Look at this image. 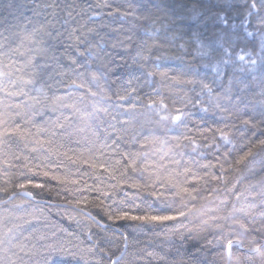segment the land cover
<instances>
[{
  "label": "trees",
  "instance_id": "obj_1",
  "mask_svg": "<svg viewBox=\"0 0 264 264\" xmlns=\"http://www.w3.org/2000/svg\"><path fill=\"white\" fill-rule=\"evenodd\" d=\"M7 3L8 0H2ZM17 4L23 5L13 15H9L7 10L0 8V32H3L10 25H20V27H12L11 32L14 35L10 36L9 41L4 42L0 38V42L5 44L0 52H7L8 47L16 48L21 45L19 52L8 53L0 56L3 61L0 64V71L11 72V77L5 76L0 78L4 85L12 91L23 87L24 92L29 96H38L33 85H23L19 81V77L24 79L29 78L31 69L17 72L16 68H21L29 53L25 50L35 47V44L27 39H24L27 32L33 28L38 29L36 40L44 39L48 43H56L59 52L67 53L61 58V63L67 67L70 64L69 57L75 58L78 63H84L89 60L86 50L93 46V51H98L94 46L99 43L103 47L101 59L92 58L93 70L101 65L108 63L109 67L113 68V72L108 73L107 80H101V87L114 93L118 90L129 89L130 95L127 100L119 101L125 108L135 103L136 108L131 112H123V110L115 111L109 108V114L99 113L93 119H85L83 121L74 118L70 124H66L64 129H55L56 135L51 137V144H44L42 147L34 145L29 138V141L18 140L13 138L7 143L0 145V153H8V158L11 159L12 153H17L29 158L32 165H40L44 168L45 164L52 166V171L56 175L67 176L69 179H80V188H85V181L93 190L76 192L67 191V188L75 186L69 184L67 186L60 185L57 181L44 177L42 174H37L34 177L35 183H45L47 186L43 189L29 187L27 191L32 192V197L26 196L22 190L9 187L8 193H0V264H43V255H46L47 245H63L64 248L76 254L75 258H59L61 264H108L113 258L121 256L115 264H204L206 255L213 250L209 241H214L216 234L215 221L211 217L225 216L232 210V205L237 208L249 205V200L254 194L259 195L264 201V191L261 194L254 190V185L261 184L264 190V166L258 170L252 171L251 164L255 158L264 155V149L257 144L258 139H264L260 135V130L249 128L240 136L238 130L243 129V125L239 120L222 121L219 119V114L213 115L212 112L205 113L201 111V107H207L205 96H197L201 91L199 81L213 84V87L219 83H226L229 78L242 81L239 87L247 84L245 89L246 103L248 108H242L241 118L251 117L255 113H259L262 108L258 101L261 99L259 95L261 91L260 79L264 76V62L261 61V36L264 35V24L260 23L264 19V8L259 7L260 0H256L257 9H251V15H248L249 5L251 0H228L232 4V8L227 11L228 25L225 31L235 33V47L232 49L231 63L225 65L217 63L221 60L223 53L214 54L210 60L206 56L200 55L202 49L198 48L196 38L192 37L191 32L184 35L183 40H178L172 43L168 40L169 32L165 26L170 23L168 17L164 13H156L153 11L151 15H147L143 10L136 8L134 0H15ZM217 0H206V3L212 7V11H216ZM168 6V13L173 18L181 15H186L184 9L190 6V0H165ZM223 3V0H220ZM119 9V11H116ZM135 9V16H124L122 13ZM71 12V16L68 14ZM111 13V15L109 14ZM110 17L114 18L111 21ZM26 18L32 22L27 24V29H23L26 23ZM213 22L216 28H224L221 21L213 17L209 20L207 28L211 29ZM233 25L235 28H233ZM193 29H197V25H192ZM73 29L76 31L73 33ZM91 29L92 31H88ZM205 36L210 35L206 31L204 25L198 29ZM45 32H52L53 36L57 33L60 35L55 41L50 40L45 36ZM252 35L248 36L247 33ZM9 35L8 32H4ZM74 36H80L81 41H75ZM128 37L132 39L129 40ZM207 43V41H204ZM180 43H184L185 47L181 49ZM144 44L149 51H145L144 55L150 54V59L140 63L145 65L147 70H157L158 73L166 72L167 76L162 77L159 74L148 79L146 78L145 69H141L139 65L132 64V57L137 51V46ZM243 49L245 61L236 59L237 53ZM79 52H85V56H79ZM24 52L25 55H20ZM251 53V55H248ZM106 54V55H105ZM257 60L255 72H249L251 66L250 61ZM15 60L17 63L13 67H9L11 62ZM243 68V71L240 69ZM257 77L256 81L252 80V76ZM170 77H179L181 81L193 80L196 83H178ZM138 78V79H137ZM17 80V84L13 86L9 80ZM60 79V77H56ZM93 90H96L95 85L91 84L90 78H87ZM132 79V84L129 86L127 81ZM113 81H115L113 83ZM53 81H49L52 83ZM39 82L35 87H39ZM131 88H135V92H131ZM65 89H61L64 91ZM156 90H158L159 95ZM49 96L52 91L47 90ZM163 96L165 103L172 107V101L177 100V107L181 106L179 101L181 97L205 100L203 105L196 107L188 106L186 111H189L191 119L187 121V128H176L168 132L167 135L159 130L153 123L158 117L150 111L146 106L151 100H159ZM4 97V93L0 92V98ZM42 99V97H41ZM99 102V106H107L109 103L115 105L118 103L113 97L111 102L100 100L99 97L88 98ZM32 104L33 101L28 99V96L20 95L13 96L6 100L9 104ZM35 107L38 109L39 104ZM91 111V105L86 109ZM0 111H3L0 108ZM9 112L17 111L25 112L28 109L22 107L20 109L10 108ZM123 113V114H120ZM117 120L131 119L137 130L140 132V139L144 135L155 134L162 140H167L166 144L157 142L148 144L141 149L139 144H128L127 148L131 151H140L146 155L141 156L140 163L146 166L148 171L143 174L129 173L133 179L143 182H151L155 179L157 165L161 163L160 157L168 153L172 155L169 146L174 143L171 137L187 134L192 136L198 143H204L198 132V128L213 126L223 127L227 123L236 124V128L231 130V138L235 145L233 158L243 155L249 149L252 150L254 157H249L240 165L236 166V170L229 175V186L236 183V188L233 192L223 193L218 191L209 195L212 188H222L223 185L210 177H205L199 182L201 191L196 201L189 203L188 207L191 211L187 217H181L174 221L153 222L142 224L136 221H109L104 211L105 206L116 208L118 205L113 201H120L125 198L127 192L129 196L136 194L135 189L121 186L112 188L115 180H109L107 174L98 173L95 175L80 176V173L91 170L87 166L74 165L66 160L62 153L67 152L69 156H83L88 158L94 156L97 159L104 160L110 156V150L101 149L100 145L105 143L103 129L108 123H115L112 117ZM54 119V117H52ZM257 118H259L257 116ZM16 122L22 123L21 117H15ZM12 121L10 120L9 123ZM37 124L43 123V118L37 116L35 118ZM3 125H0L2 128ZM117 127H120L117 124ZM83 129V130H81ZM32 131H35L33 128ZM132 129H129L131 133ZM228 131V129H225ZM256 132V135H253ZM205 135H211L206 133ZM46 136H41L40 139H46ZM218 142L219 134L217 133ZM7 139V138H4ZM130 139V137H126ZM110 143V141H107ZM184 143H187L185 141ZM33 147L37 150L32 151ZM225 147H231L226 145ZM99 149V151H98ZM203 158L197 156L196 152L192 151L191 146L185 149V161H193L199 159L201 163L212 159L210 155ZM104 152L105 155H101ZM118 156H112L109 159L110 164H114ZM0 159L3 156L0 155ZM58 161H63L64 167L55 168ZM14 163H23L24 161H13ZM166 162V160L164 161ZM183 163V161H182ZM174 167L169 165V168ZM193 171L198 172L201 176L204 175V169L197 168L195 164L191 165ZM44 170H47L44 168ZM16 169H11L15 173ZM40 173V169H36ZM163 171V170H160ZM218 172V169L214 170ZM8 179L0 175V187H5L4 181ZM183 179L182 177L180 178ZM18 182V178L13 175L11 183L14 185ZM194 186V182L188 185ZM95 189H100L96 191ZM15 192L16 195L9 200L8 197ZM256 192V193H255ZM102 193H107L105 196ZM225 195L228 198L227 207L220 206V199ZM239 197V200L236 197ZM87 197V201L81 203L79 208H75L68 204L69 200H83ZM258 197V198H259ZM99 198V199H97ZM151 202L152 198H148ZM255 199V198H252ZM257 199V197H256ZM185 201L188 197L184 198ZM103 201V205L100 202ZM131 203V201H128ZM139 203V201H137ZM181 204L177 200L171 207H178ZM195 207H192V205ZM164 206L156 201L152 204L151 211L154 214H168L161 209ZM259 207L247 209L253 215L258 216ZM257 211V212H256ZM91 214L97 220L107 227L104 229L98 228L93 224V221L87 214ZM136 214H143V209L136 210ZM238 216H243L244 213H236ZM74 217V218H73ZM206 221V224L202 222ZM222 222V221H221ZM181 223L186 225V228L180 227ZM12 229V232L8 230ZM191 230V231H189ZM250 237L244 238L245 244H249ZM254 245L249 244V247ZM23 249V250H22ZM123 251V252H122ZM233 257L230 264H249L245 260V250H237L234 246ZM254 264H261V258L256 253H251ZM160 257H164L163 260ZM219 264H229L225 256H218Z\"/></svg>",
  "mask_w": 264,
  "mask_h": 264
},
{
  "label": "snow or ice",
  "instance_id": "obj_2",
  "mask_svg": "<svg viewBox=\"0 0 264 264\" xmlns=\"http://www.w3.org/2000/svg\"><path fill=\"white\" fill-rule=\"evenodd\" d=\"M136 8L143 10L147 15H151L153 11L156 13H164L168 17L170 23L165 26L166 30L169 32L168 40L172 43H175L178 40H183L184 35L187 32H191L192 37L196 38L197 45L200 51V55L208 57L210 60L213 58L214 54L223 53L221 60L217 63L219 64H229L231 63L232 49L235 47V33L225 31L228 25V20L226 18L227 11L233 6L228 0H223V3H220V0H217L215 7L216 11H212L206 0H190V6H186L184 11L186 15H181L177 18H173L168 13V6L165 3V0H134ZM23 5L17 4L15 0H8L7 3H3L0 0V8L7 10L9 15H13L15 19L19 17L15 16V13ZM259 7L264 8V0H260ZM258 5L256 0H251L249 5L248 15H251V9H257ZM116 11H119L117 9ZM71 16V12L68 13ZM111 15V13H109ZM135 9L125 11L122 13L124 16H135ZM215 17V19L222 22L224 28L218 29L213 22L212 28L208 29L207 24L210 19ZM32 21L26 18V23L23 25V29H27V24H30ZM264 24V19L260 21ZM196 24L197 29H193L192 25ZM204 25L206 31L210 32V35L205 36L203 32H200L199 26ZM12 27H20V25H10L6 27L3 32H0V38L4 42L9 41L10 36L14 35L11 32ZM233 28L235 26L233 25ZM76 30L73 29V33ZM88 31H92L88 29ZM4 32H8L9 35H5ZM38 29L33 28L30 32H27L24 39L30 40L35 44V47L26 49L25 51L29 53L27 59L23 63L21 68H16L15 71L20 72L25 69H31L29 73V78L24 79L19 77V81L23 85H33L34 90L39 94L38 96H29L28 93L24 92L23 87L12 91L9 90L5 85L2 79H0V92L4 93V97L0 98V108L3 111H0V125H3L0 128V145L7 143L8 140L17 138L18 140L29 141V138H33L31 142L34 145L43 146L44 144H51V137L56 135L55 129H64L66 124H70L74 118H77L81 121L85 119H93L101 112L109 114V108H113L115 111L123 110V112H131L135 110L136 104L133 103L129 107L125 108L122 103L119 101L127 100L130 95L129 89L125 88L118 90L114 93H110L105 88L101 87L100 81L108 79V73L113 72L114 69L109 67L111 61L108 63H101L99 67L93 70L92 58L101 59V53L103 52V47L97 43L94 47L98 51H93V46H90L86 52L89 60L84 63H78L75 58L69 57L70 64L65 67L61 63V58L64 57L67 53V49L64 52H59L56 43H48L44 39L36 40ZM60 34L57 33L56 36H53L52 32H45V36L50 38V40L55 41ZM248 36H251L252 33H247ZM74 38L77 42H83L80 39V36L70 37ZM131 40V37H128ZM207 41L205 43L204 41ZM21 45H17L16 48L8 47L7 52H0V56L7 55L8 53L19 52ZM5 44L0 42V49H3ZM179 47L183 49L185 47L184 43H180ZM149 51L144 44L137 46V51L132 57V64L139 65L141 69H145V65L140 63L141 60L147 62L150 59L149 55H144L145 51ZM261 53H264V35L261 36ZM20 55H25L24 52H20ZM79 56H85V52H79ZM106 55V54H105ZM251 55V53H248ZM236 59L239 61H245V55L243 54V49L240 53H237ZM261 61L264 62V56H261ZM3 61L0 60V64ZM17 61L13 60L9 67H13ZM252 67L248 69L249 72H255V65L257 64L256 59L250 61ZM243 71V68L240 69ZM146 78L150 79L157 74L162 77H166V72L158 73L157 70H147L145 69ZM11 72L0 71V78L5 76L11 77ZM60 77V79H56ZM90 78L91 84L95 85L96 90L90 86L88 79ZM138 79V78H137ZM170 79L178 83H196L193 80L181 81L179 77H170ZM252 80L256 81L257 77L252 76ZM49 81H53L49 83ZM9 82L15 86L17 80L10 79ZM39 82V87L35 85ZM115 81H113L114 83ZM261 82V91L259 95L261 99L258 103L261 105L262 110L259 113H255L249 117L242 119V108H248L249 105L246 103L247 97L244 92L247 89L248 85L243 84V87L238 85L242 81L237 80L234 84V80L229 78L226 83H219L213 87V84L204 82L203 80L199 81L201 85V91L197 93V96H205L207 107H201V111L208 113L212 112L213 115L219 114V119L222 121L228 120H239L240 124L243 125L242 130H238L240 136H244V133L251 129L260 130V135L264 136V76L260 79ZM127 84L131 86L132 79L127 81ZM51 90L52 94L49 96L48 91ZM61 89H65L61 91ZM135 88H131V92H135ZM159 95L158 90H156ZM28 96V99L33 101L32 104H25L21 102L20 104H9L6 103V100L13 96ZM42 97V99H41ZM99 97L100 100L111 102L113 97L118 102L115 105L109 103L107 106H99V102L93 99L88 98ZM180 105L177 107V100L172 101V107L170 108L163 96H160L159 100H151L147 104V108L152 111L158 119H155L153 123L156 127L163 131L165 135L168 132L176 128H187V121L191 119V113L186 111L189 105L196 107L197 105H203L205 100L196 99L193 101L191 98L181 97L179 101ZM36 104H39L40 107L37 109ZM91 105V111H87L88 106ZM26 108L29 111L20 112L17 111L14 114L9 112L8 109L15 108ZM123 114V113H120ZM40 116L43 118V123L37 124L35 118ZM257 116L259 118H257ZM15 117H21L22 123L16 122ZM54 117V119L52 118ZM12 121L9 123V121ZM115 123H108L107 127L103 129L105 143L100 145L101 149L110 150L111 155L106 157L104 160L95 158L94 156H89L84 158L81 156H69L67 152L62 153L63 157L68 160L71 164L87 166L91 170V173L84 172L80 173V176L85 175H95L100 172L107 174L109 180H115L116 183L111 185L112 188H118L121 186H126L131 189H135L136 194L129 196L128 193H125V198L120 201H113L118 206L116 208H111V206H105L104 211L107 215L109 221H136L141 222L142 224H149L153 222H162V221H174L181 217H187L188 213L191 211V208L188 207L189 203L196 201L199 197L201 188L199 182L204 180L205 177H210L212 180L217 181L219 184L223 185L222 188H212L209 192V195L222 191L227 194L233 192L236 188V184L239 183L237 179L236 183H232L229 186V175L236 170V166L240 165L244 161L248 160L249 157H254V154L251 149L244 152L243 155H239L236 158H233V152L235 150L234 142L231 138V130L236 128V124L232 123L231 125L225 123L223 127H213L207 126L198 128L201 139L204 143H198L192 136L182 134L180 136L171 137L174 141L173 144L169 146V152L172 153L171 156L168 153H165L164 156L160 157L161 163L157 165V172L155 173V179L149 182L141 183L137 179L129 174L139 172L143 174L148 171L146 166H142L140 163V158L145 153L140 151H131L127 148L128 144H139L140 148H145L148 144H155L160 142L166 144L167 140H162L159 136L155 134L144 135L140 139V132L137 130L135 124L131 119L126 120H117L115 116L112 117ZM117 124L120 127H117ZM35 131H32V129ZM132 129L129 133V129ZM228 129V131H225ZM83 130V129H81ZM210 133L211 135H205ZM217 133L219 134V141H223V144L218 142ZM253 135H256V132H253ZM41 136H46V139H40ZM130 137V139H126ZM7 138V139H4ZM107 141H110L108 143ZM187 141V143H184ZM257 144L264 149V139H258ZM226 145H231V147H225ZM191 146L192 151L197 153V156L200 158L205 157L207 150V155H210L212 159L207 160L206 162L201 163L199 159L193 161H185V149ZM37 149L33 147L32 151ZM99 151V149H98ZM3 156V159H0V175L8 178L5 179V187H0V193H8L9 187H15L23 191L26 196L32 197V192L27 191L29 187L31 188H40L43 189L47 185L45 183H35L34 177L37 174H42L46 178L57 181L58 184L67 186L69 184L75 186L74 188H67V191H76L82 192L85 190H93L91 186H88L85 183V188H80L79 184L81 183L80 179H69L67 176L56 175L52 171V166L45 164L44 168H41L40 165H32L29 161V158L22 156L17 153L11 154V159L8 158V153H0ZM101 155H105L104 152H101ZM112 156H118L119 158L115 160L114 164L109 163V159ZM23 163H14L13 161H21ZM166 160V162H164ZM183 161V163H182ZM255 163V160H253ZM261 165L264 166V160H262ZM195 164L197 168L204 169V175L201 176L198 172L193 171L191 165ZM169 165L174 167L169 168ZM64 167L63 161H58L55 164V168L59 169ZM40 169V173H37L36 169ZM11 169H16L15 173L11 172ZM218 169L217 171H214ZM163 170V171H160ZM15 175L18 178V182L12 185L11 177ZM183 178L182 180L180 178ZM194 182V186L189 187L190 183ZM100 191V189H95ZM107 196V193H102ZM16 195L13 192L8 199L11 200ZM188 197V200L185 201L184 198ZM148 198H152L151 202ZM99 199V198H97ZM239 200V197H236ZM177 200L181 201V204L178 207H171L172 204H175ZM87 201V197H84L83 200L77 199L75 201L69 200L68 204L72 205L75 208H79L82 202ZM128 201H131L129 203ZM139 201V203H137ZM156 201H159L164 207L161 211H164L168 214H154L152 209V204ZM0 203H6L5 201H0ZM229 201L227 195L220 199V206L227 207ZM103 205V201L100 202ZM264 204V201H262ZM192 207H195L193 204ZM255 205H246L240 208H237L235 204L232 205V210L225 216H213L211 219L215 221L216 234L214 236V241H209V244L212 245V251L209 253V256L206 255L204 258V264H219L217 260L218 256H225L229 261V264L233 257V248L239 250H245V260L249 264H254L251 253H256L261 258V264H264V211L259 212L257 218L256 215H253L247 209H251ZM143 209V214H136V210ZM244 213L243 216H238L236 213ZM88 217L93 221V224L101 229L106 228L107 226L102 224L91 214H87ZM74 218V217H73ZM222 221V222H221ZM204 221L202 224H206ZM180 227L186 228L187 226L181 223ZM12 232V229L8 230ZM191 231V230H189ZM249 239V244L254 245L249 247V244H245L244 238ZM23 250V249H22ZM46 255H43V264H61L59 258H75L76 254L70 252L63 245H47L46 246ZM161 260L164 257H160ZM115 264V262H114Z\"/></svg>",
  "mask_w": 264,
  "mask_h": 264
},
{
  "label": "rangeland",
  "instance_id": "obj_3",
  "mask_svg": "<svg viewBox=\"0 0 264 264\" xmlns=\"http://www.w3.org/2000/svg\"><path fill=\"white\" fill-rule=\"evenodd\" d=\"M255 160V163L254 162H252V164H251V167H252V171H256V170H258L262 165H261V161L262 160H264V155H262L261 157H257V158H255L254 159ZM260 185L261 184H257V185H254V190L257 192V193H259V194H261L262 193V191H264L263 190V187H260ZM255 192V193H256ZM254 195H256V196H252L251 198H250V200H249V205H255V207H253L254 209L256 208V207H259V209H258V213L259 212H261V211H264V204H262V201H263V199L262 198H260L259 197V195H257V194H254ZM256 197H257V199H256ZM259 197V198H258ZM252 198H255V199H252ZM248 205V204H247ZM257 212V211H256Z\"/></svg>",
  "mask_w": 264,
  "mask_h": 264
},
{
  "label": "bare ground",
  "instance_id": "obj_4",
  "mask_svg": "<svg viewBox=\"0 0 264 264\" xmlns=\"http://www.w3.org/2000/svg\"><path fill=\"white\" fill-rule=\"evenodd\" d=\"M110 19H111V21H114V18L110 17ZM121 254L118 257L113 258L108 264H114V262L116 263L118 261V258L121 256Z\"/></svg>",
  "mask_w": 264,
  "mask_h": 264
}]
</instances>
